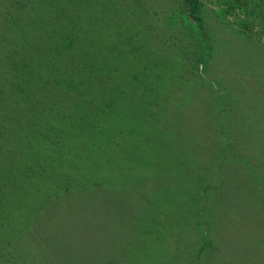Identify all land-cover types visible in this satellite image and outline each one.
<instances>
[{"label": "rangeland", "instance_id": "374dc122", "mask_svg": "<svg viewBox=\"0 0 264 264\" xmlns=\"http://www.w3.org/2000/svg\"><path fill=\"white\" fill-rule=\"evenodd\" d=\"M239 1L200 0L198 25L182 0H0L17 171L54 140L59 173L103 178L36 218L42 248L22 186L0 264H264V0Z\"/></svg>", "mask_w": 264, "mask_h": 264}, {"label": "trees", "instance_id": "16d2710c", "mask_svg": "<svg viewBox=\"0 0 264 264\" xmlns=\"http://www.w3.org/2000/svg\"><path fill=\"white\" fill-rule=\"evenodd\" d=\"M182 2L185 6V9L189 17L193 19L194 21H196L198 25H200L201 17L198 12L200 0H182ZM232 2L237 5L240 1L232 0ZM233 3L230 4V1L225 0V2L221 4L223 6V10L228 11L229 8L235 9L236 5ZM238 5H240V3ZM1 23L5 27V28L2 27L1 30L3 29L5 30L6 26L8 25V21L7 22L1 21ZM0 35H1L0 40L6 39L8 37L7 33L0 32ZM2 44L3 46H1L0 50H4L7 43L6 41H4ZM17 51L18 50L16 49V47L13 46L12 50L8 53V57H9L8 69H10V71L17 72V74L13 73L11 77H8L10 79L9 81L10 87H8V91L9 92L15 91L17 93H20L24 87L23 83L27 87V84L25 83V81L26 79H28L27 78L28 75H26V71H24L25 65L20 63ZM21 69L22 71L20 72L19 70ZM5 95L6 93H4V86L2 84V78L0 75V104L2 105L8 104V99L5 98ZM10 100H11L10 101L11 103L17 102V99H15L14 97H11ZM16 129H17V126L15 127L14 125H9V126L1 125L0 126V161H1L0 162V179H1L0 181V207H2L3 209L4 203H6V201L8 202V236H12L15 232L18 233L19 227L13 228V225L16 222L18 223L20 221L18 217H21V214H20L21 213V205H20L21 203L19 204L17 202V199H19L18 196H20L22 186L29 185V183H31L32 181L37 182V185L40 186L41 190H40L39 196L33 195L31 197V199L33 200L29 206L30 210L27 211L29 214V218H30L29 219L30 224L28 225L26 224L24 233H31V234L33 233V235L30 236L28 239H31L33 242H37L39 247L42 248L44 247V242H42V240H40V238L34 234V232L37 231V230L35 231V229L39 226L38 225L33 228L36 218H39L40 216H42V213L45 212L46 208L47 209L52 208L53 205L57 203V201L58 203L59 201H62V202L67 201V200L69 201V198L71 197V195L76 194L79 191H85L87 189L88 190L89 189L101 190L100 187L103 185V178L101 174H98L97 176L91 175V177L89 178L87 171H82L79 177H77L75 174H72L71 172L63 173V174H61L62 172L59 173V171L61 170L57 171L56 169L62 166L63 157L59 156V157H56V159H54L53 154L63 155V153L61 152V148H59V146H57L54 143L55 142L54 140L46 143V146L49 147L52 150V152L45 153V154L42 153V155L33 154V157H30L27 159L26 165L22 163V166L24 167L25 172L24 173L18 172L16 168V157L18 156L17 150L20 147H18L19 145L17 144V141H14L15 140L14 135L16 133ZM9 155L13 159V162L7 163V164L2 162L4 156L6 157L5 158L6 160ZM80 161L85 162L84 160H82V158ZM76 165L80 166L78 164ZM34 169L37 171H36V174L32 175V172H34ZM42 172L45 175L43 177H40V174ZM54 173L56 175H54ZM2 174L3 176H1ZM2 211L3 210H1V212ZM1 212H0V226L4 229V227L2 226L3 220H5V218H2V214L4 213V211L3 213ZM20 230L23 232L22 228H20ZM21 231L17 235V239H20L19 235L23 234L21 233ZM195 261H196V258L193 259L192 263H195ZM9 263L15 264V261L11 260ZM58 264H61V262H59Z\"/></svg>", "mask_w": 264, "mask_h": 264}]
</instances>
